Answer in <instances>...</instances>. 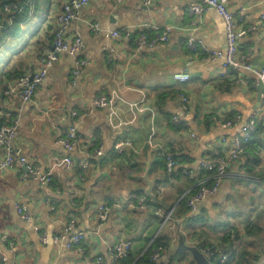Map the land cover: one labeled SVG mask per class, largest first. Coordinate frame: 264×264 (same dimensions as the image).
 I'll list each match as a JSON object with an SVG mask.
<instances>
[{
    "label": "crops",
    "instance_id": "1",
    "mask_svg": "<svg viewBox=\"0 0 264 264\" xmlns=\"http://www.w3.org/2000/svg\"><path fill=\"white\" fill-rule=\"evenodd\" d=\"M65 1L29 0L26 5L24 0L26 10L17 22L9 23L11 26L15 22L13 33L0 37V125L18 115L21 125L16 151L53 174V183L41 186L22 180L25 169L21 167L0 173V264L4 257L10 264H95L97 256H107L108 248L120 240L134 241V255L143 248L146 251L164 234L171 239L170 252L163 261L167 264L176 254L178 230L186 244L199 249L208 244L222 248L225 233L237 230L239 246L233 253L247 252L257 264H264V107L258 87L252 84L254 75L246 73V84L233 85L235 75L226 74L221 60L194 53L187 45L195 39L211 50L224 51L227 41L222 18L213 10L202 16L190 14L192 0H151L149 5L143 0H91L67 33L68 40L81 35L85 48L77 56L58 54L47 79L32 100L23 104L5 92L13 83L14 73L37 71L41 58L52 50L56 19ZM229 8L237 17L243 10L251 23L264 14V0H229ZM35 16L40 23L36 33H30L25 26ZM93 23L100 24L103 32L119 31L121 37L96 35ZM154 26L171 28L170 41L136 51L132 36L142 32L153 36ZM247 43L252 49L251 62L263 68L264 25L241 42V50H246ZM108 48L113 49L112 54ZM82 60L90 65L81 68L74 84L72 71ZM182 71L190 73L188 83L174 80V74ZM179 91L189 98L186 111ZM100 94L113 100L112 110L98 109L86 118H72V108L83 114ZM173 114L183 120L182 129L177 128ZM236 114L242 120L229 128L212 121L214 115L222 118ZM253 116L259 133L246 154L233 163L218 195L203 201L195 212L183 215L181 201L188 196L191 181L168 179L160 152L170 151L182 166L196 169L223 138L231 144ZM74 125L84 135L85 143L93 146L98 140L105 148L106 158L101 164L91 163L85 181L78 174V159L85 156L75 152L74 165L68 167L63 163L66 150L57 143ZM191 133L196 140L190 139ZM120 141H131L134 149L125 158L112 159L114 146ZM149 153L155 194L158 188L164 189L157 204H164L165 210L152 206L136 209L129 201L132 194L147 186L143 175ZM18 204L28 207L32 221L20 219ZM103 204L113 207L105 222L99 218ZM166 216H170L167 223ZM71 219L77 222L76 232L85 235V253L40 242L37 225L51 235ZM184 259L188 263L183 264L192 262L188 255ZM120 264L127 262L122 260Z\"/></svg>",
    "mask_w": 264,
    "mask_h": 264
},
{
    "label": "built area",
    "instance_id": "2",
    "mask_svg": "<svg viewBox=\"0 0 264 264\" xmlns=\"http://www.w3.org/2000/svg\"><path fill=\"white\" fill-rule=\"evenodd\" d=\"M91 0H66L63 4V12L56 19V31L53 39L54 50H48L45 56L40 60V68L37 71L29 72L21 75L13 80L12 85L9 86L6 95L11 97H17L23 104L29 103L35 96L38 88L47 79L50 70L53 68L54 63L57 61V55L60 53L67 54L69 56H77L85 48V42L81 35H76L72 40L67 39V33L73 23L81 19L83 10L90 4ZM120 1V0H119ZM29 0H27L28 5ZM145 5L151 4V0H143ZM24 6H18L17 4L10 2L5 4L4 12L10 15V23L18 15L24 12ZM215 11L223 20L226 29V41L227 47L224 51L211 50L202 41L190 39L188 42V49L197 54L206 55L212 60H221L223 62L224 71L226 74L232 73L235 77L232 80L233 85H243L247 83V78L244 74L251 73L254 75L252 84L254 87H259L260 83L264 85V67L258 69L250 60L251 58V46L249 43L246 45V50H241V42L249 37L251 34L258 32L264 25V14L253 21L248 22L244 11H241L239 17L235 16L233 11L229 8V0H192V5L188 7L190 14L202 16L206 11ZM5 27L0 24V31H3ZM92 31L96 34H103L108 39H114L121 37L119 31L103 32L100 24L93 23ZM154 35L149 36L146 32L134 36L132 38V46L136 51H146L153 49L157 45L166 44L170 41L171 28L160 29L157 26L153 27ZM128 36V34H127ZM111 54L113 49H107ZM201 55V56H203ZM90 62L88 60H82L77 63L76 68L72 71V78L74 84L77 83L81 76V68L88 67ZM174 80L178 83L185 84L191 80V75L188 71H182L174 74ZM182 102V106L185 111L188 109L189 98L185 92H182L178 96ZM260 102L264 107V91L260 94ZM113 108V100H111L105 94H100L92 102L91 106L83 113L76 108H72L70 114L74 119L86 118L93 114L98 109ZM114 113V112H113ZM242 117L240 114L233 115L231 118L222 117L219 115L212 116V121L218 124L222 128H229L235 124L240 123ZM173 121L177 126H181L183 120L177 114H173ZM21 121L17 115L7 123L0 125V173L13 167L24 168L22 180H31L40 185H47L52 181V172H44L41 168L30 160L25 154L16 151L15 142L19 135ZM259 124L256 117H251L244 125L241 126L239 132L234 137L232 143L229 140L223 138L220 145L213 148L206 160H204L200 166L196 169H189L169 154L166 150L162 155L165 157V169L164 172L168 179L177 180L180 178L188 179L194 182L193 189L196 188V192L191 194L192 189L188 191L187 206L190 212H195L199 204L208 198L215 197L221 190V187L226 178L229 177V171L235 161H237L241 155L246 153L247 145L252 141L253 136L257 133ZM77 125L72 126L64 136L58 139L57 143L63 146L66 150V157L63 159V163L68 167L73 166L75 152L83 154L84 159L79 163V178L81 181H85L86 177L91 171V163L94 159H98L105 155V148L103 144H99V147L93 150L92 153L87 152V149L91 146L84 142V136L80 135ZM190 139L196 140L195 134H190ZM151 145V144H150ZM134 149L131 141H120L115 144L114 151L118 155L124 154V152ZM213 171L215 174L212 177H208L206 173ZM163 188H158L157 197L163 195ZM129 201L131 207L139 209H148L150 206L147 202V198L144 195L132 194ZM112 206L109 204H103L99 208V218L102 222L108 220ZM121 208V206H117ZM17 213L20 219L24 222H30L33 218L29 214L28 207L25 204L16 205ZM170 216L165 218V223L169 221ZM78 228L77 222L74 219L68 221L67 224L57 233L49 234L41 226L37 225L35 231L38 233L40 242L43 245H53L55 247H62L70 250L72 248L78 249L80 253H85V249L82 246L85 235L83 232H76ZM231 239L234 240V251L239 246L238 235L236 232L231 233ZM134 249V241L131 239H123L119 242L111 245L108 248L107 256L99 255L96 258L95 264H120L122 260L126 259L130 252ZM210 264H215V261L219 259L221 264H226L229 261V256L223 254L217 256V253L210 248H200ZM166 254L164 248L161 246L154 249L152 255L153 261H164ZM246 260L250 264H257L251 257L246 256ZM2 264H10L9 260L2 258Z\"/></svg>",
    "mask_w": 264,
    "mask_h": 264
},
{
    "label": "trees",
    "instance_id": "3",
    "mask_svg": "<svg viewBox=\"0 0 264 264\" xmlns=\"http://www.w3.org/2000/svg\"><path fill=\"white\" fill-rule=\"evenodd\" d=\"M10 2H13V3H15V4H17L18 6H22V2H24V0H0V24H1V22L3 23V24H1V25H3L4 27H5V29L3 30V31H0V37H4V35L5 36H9V35H11L12 33H13V31H11V28H12V26L15 24V22H17L18 20V18H19V16L21 15V14H23L24 12H22L21 14H18L14 19H13V21L15 20V22L10 26L9 25V23H10V15H8L7 13H5L4 12V6H5V4H7V3H10ZM25 7V10H26V6H24ZM24 10V11H25ZM7 17V18H6ZM5 19V20H4ZM6 20H7V23H6ZM12 21V22H13ZM148 34V33H147ZM21 75H23L22 73H20V72H16V73H14V75H13V77H15V78H17V77H20ZM14 78V79H15ZM182 92L181 91H179L178 93H177V95L179 96V94H181ZM227 118H231V117H227ZM183 125H181V126H178L177 128H180V129H182L183 127H182ZM259 133V129H258V131H257V133L253 136V138H252V140L254 139V137L257 135ZM80 135H82V136H84L82 133H80ZM99 141L98 140H96V142H94V145L93 146H90L88 149H87V152H90V153H92L93 152V150L94 149H96L97 147H99ZM252 144V141L247 145V148L249 147V145H251ZM129 151V150H128ZM128 151H126V152H124V154H122V155H118L117 153H115V151H114V154L112 155V159H116V160H119V159H121V158H125L126 157V155H127V153H128ZM167 151V150H166ZM247 151V150H246ZM169 154H172L173 155V157L175 158V156H174V154L173 153H171L170 151H167ZM161 154L163 153V151L162 152H160ZM246 154V153H245ZM244 155V154H243ZM243 155H241V156H243ZM240 156V157H241ZM106 157V156H105ZM176 159V158H175ZM78 161H80V159H78ZM90 161H92L93 163H96L95 161H97V159H94V160H90ZM164 161H165V157H164ZM165 166V165H164ZM164 169H165V167H164ZM44 172H50V171H44ZM214 172L213 171H208L207 173H206V175L208 176V177H212V176H214ZM53 183V174H52V181L49 183V184H47V185H44V186H48V185H51ZM40 185V184H39ZM41 186H43V185H41ZM193 186H194V182H191V187H190V189L189 190H191L192 189V193L191 194H194L196 191V188H194L193 189ZM136 194L137 195H142V193H141V191H137L136 192ZM144 195V194H143ZM186 201H187V197L185 198V199H183L182 201H181V206H182V212L184 213L183 215H187L189 212H190V209L188 208V206H187V203H186ZM147 202H148V204H149V206H152L153 208H156V209H161V210H165L166 208H165V205L163 204L162 205V203H158V204H156V205H154V204H152L151 202H150V200L149 199H147ZM196 219V218H195ZM192 221H194V218L192 219ZM232 232H236L237 233V235H239L238 234V231L237 230H231L230 231V233H228L226 236V238L224 239V241L222 242L223 243V247L222 248H220V246H216V245H213V244H208V245H205L204 247H203V249H208V248H210L212 251H214V252H216L217 253V256L219 257V256H221V255H223V254H227L230 258H229V261L226 263V264H232V263H234L235 262V264H250L249 263V261L248 260H246L245 259V257L246 256H249V257H251L253 260H255L256 261V259L255 258H253L250 254H247V252H240V253H238V254H234L233 252H234V240L233 239H231V233ZM238 238V237H237ZM170 238H169V235H167V234H164V235H162V236H158L156 239H154V241H153V243L151 244V246L145 251V249L146 248H143L142 250H140L139 251V253H137V254H134V255H132L133 254V251L135 252V250H132L131 252H130V254H129V256L126 258V259H124L126 262H127V264H165L163 261H153L152 260V255H153V253H154V249L156 248V247H159V246H161L162 248H164V251H165V254H167L168 252H170ZM239 240V239H238ZM228 242V243H227ZM149 243V242H148ZM197 247V246H196ZM72 249H74V248H72ZM145 251V252H144ZM144 252V253H143ZM179 255H180V257H185V256H187V253H184V252H177L176 251V254L174 255V257L173 258H171L170 259V261L167 263V264H172L173 263V259L175 258V257H179ZM123 260V261H124ZM257 263V262H256ZM215 264H221V262L219 261V259H217L216 261H215Z\"/></svg>",
    "mask_w": 264,
    "mask_h": 264
},
{
    "label": "water",
    "instance_id": "4",
    "mask_svg": "<svg viewBox=\"0 0 264 264\" xmlns=\"http://www.w3.org/2000/svg\"><path fill=\"white\" fill-rule=\"evenodd\" d=\"M52 50H54V47L52 48ZM258 90L260 94L264 91L263 83H260ZM105 158L106 157L102 156L97 159V162L101 164ZM152 164H153L152 154L149 153L148 161L146 164V169L143 175V179L147 186L146 188H142L140 191L142 194H144L147 197V199L150 200L152 204L156 205L158 202V197L155 194L156 182L155 180L150 179V172L152 169ZM176 251L187 253V255L191 257V261L194 262V264H210L209 260L206 258V256L203 254V252L198 247L186 244L185 236L182 234H179L178 245H177Z\"/></svg>",
    "mask_w": 264,
    "mask_h": 264
},
{
    "label": "rangeland",
    "instance_id": "5",
    "mask_svg": "<svg viewBox=\"0 0 264 264\" xmlns=\"http://www.w3.org/2000/svg\"><path fill=\"white\" fill-rule=\"evenodd\" d=\"M40 23V21H38V16H35L34 18H32L29 22H28V24L25 26L26 27V29L28 30V32H30V33H36V31H37V29H38V24ZM167 217V216H166ZM192 224L193 223H191L190 225L192 226ZM190 227V226H189ZM176 229H178V227H176ZM179 231L180 230H178L177 231V233H178V235L179 234H181V233H179ZM173 234V233H172ZM225 234H228V232L227 233H225ZM225 234H223V235H225ZM183 235V234H182ZM217 239H213V241H216ZM171 258V257H170ZM174 261H177L179 264L181 263V264H183V263H188V262H186V260L184 259V257H176L175 259H173V262ZM181 261V262H180ZM189 264H193L192 262L191 263H189Z\"/></svg>",
    "mask_w": 264,
    "mask_h": 264
}]
</instances>
